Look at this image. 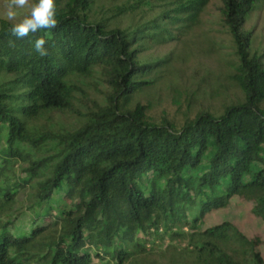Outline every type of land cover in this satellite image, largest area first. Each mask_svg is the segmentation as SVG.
I'll return each instance as SVG.
<instances>
[{
  "label": "trees",
  "instance_id": "obj_1",
  "mask_svg": "<svg viewBox=\"0 0 264 264\" xmlns=\"http://www.w3.org/2000/svg\"><path fill=\"white\" fill-rule=\"evenodd\" d=\"M96 1L56 0L57 28L12 45L0 19V264H133L165 240L185 243L179 264H263L257 240L204 226L233 197L264 221V49L245 29L260 0H219L243 101L180 128L131 104L167 63L140 60V43L173 40L210 0H159L166 8L133 29L92 20ZM40 36L45 57L32 50ZM91 79L100 96L83 87Z\"/></svg>",
  "mask_w": 264,
  "mask_h": 264
},
{
  "label": "rangeland",
  "instance_id": "obj_2",
  "mask_svg": "<svg viewBox=\"0 0 264 264\" xmlns=\"http://www.w3.org/2000/svg\"><path fill=\"white\" fill-rule=\"evenodd\" d=\"M141 0H97L91 9L92 20H105L108 28L133 29L153 19L166 7L159 0L150 5L139 4L124 14H116V9L126 5H136ZM5 0H0V11ZM219 0H210L199 12L196 19L171 30L175 38L166 43L148 39L140 43V60L162 59L165 66L150 73L153 81L145 89L134 94L131 104L140 101L147 107L149 121H169L175 128L192 121L199 113L209 112L220 115L224 108L243 101V94L234 84L231 75L236 61L235 47L221 21ZM27 11V9L22 10ZM169 28H171L169 26ZM168 28V29H169ZM245 29L251 32L252 48L264 49V0H260L250 15ZM153 38V37H152ZM83 87L95 91L104 89L100 80H86ZM57 126L70 127L73 118L58 115ZM252 204L239 197H233L224 208L213 210L204 217V226L229 222L249 240H257L256 249L264 264V221L256 217ZM165 240L156 248L137 257L133 264H172L181 261L177 253L185 243ZM178 254V253H177ZM173 255V256H171ZM100 264V263H97Z\"/></svg>",
  "mask_w": 264,
  "mask_h": 264
},
{
  "label": "clouds",
  "instance_id": "obj_3",
  "mask_svg": "<svg viewBox=\"0 0 264 264\" xmlns=\"http://www.w3.org/2000/svg\"><path fill=\"white\" fill-rule=\"evenodd\" d=\"M27 9V11H23ZM0 19L9 22L6 29L12 38L9 43L22 40L40 31L50 32L58 26L56 0H5ZM48 41L37 37L32 42V50L39 57L48 55Z\"/></svg>",
  "mask_w": 264,
  "mask_h": 264
}]
</instances>
